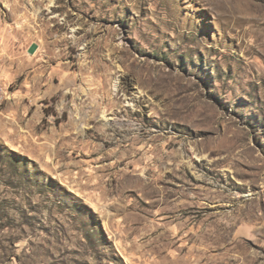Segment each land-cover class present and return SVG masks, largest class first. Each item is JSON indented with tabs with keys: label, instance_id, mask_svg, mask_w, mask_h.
I'll use <instances>...</instances> for the list:
<instances>
[{
	"label": "rangeland",
	"instance_id": "1",
	"mask_svg": "<svg viewBox=\"0 0 264 264\" xmlns=\"http://www.w3.org/2000/svg\"><path fill=\"white\" fill-rule=\"evenodd\" d=\"M0 264H264V0H0Z\"/></svg>",
	"mask_w": 264,
	"mask_h": 264
},
{
	"label": "built area",
	"instance_id": "2",
	"mask_svg": "<svg viewBox=\"0 0 264 264\" xmlns=\"http://www.w3.org/2000/svg\"><path fill=\"white\" fill-rule=\"evenodd\" d=\"M9 91V86L6 84H0V95H4Z\"/></svg>",
	"mask_w": 264,
	"mask_h": 264
},
{
	"label": "bare ground",
	"instance_id": "3",
	"mask_svg": "<svg viewBox=\"0 0 264 264\" xmlns=\"http://www.w3.org/2000/svg\"><path fill=\"white\" fill-rule=\"evenodd\" d=\"M0 84H4V83L0 80ZM8 92H6L4 95H0V102L9 97L8 96L9 95Z\"/></svg>",
	"mask_w": 264,
	"mask_h": 264
}]
</instances>
